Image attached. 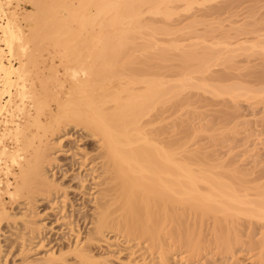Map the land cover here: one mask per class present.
<instances>
[{"label": "bare ground", "instance_id": "1", "mask_svg": "<svg viewBox=\"0 0 264 264\" xmlns=\"http://www.w3.org/2000/svg\"><path fill=\"white\" fill-rule=\"evenodd\" d=\"M10 1L0 0V237L7 224L14 240L4 253L0 239V264H100L94 250L107 234L130 246L132 264H173L176 251L195 264L206 244L221 253L233 251L241 219L264 222V185L253 186L252 197L236 171L208 164L205 153L187 151L184 142L160 139L161 131L148 129L152 121L144 122L184 85L142 79L140 69H131L139 59L135 53L153 44L152 36L150 43H138L140 30L147 25L153 34L159 31L142 17L168 14L171 4L185 0H79L69 7L65 0H35L38 11L26 10L27 27L17 9L9 10ZM46 21L52 24L53 52L65 67L61 72L52 59L53 88L45 83L46 67L39 65L43 72H37L38 60L32 59H38L33 52L43 45ZM157 58H166L165 49ZM182 59L186 69L191 60L198 71L210 66L192 53ZM32 73L43 76L38 79L43 89H36L35 80L30 84ZM141 82L144 88L136 89ZM73 128L93 146L81 145L72 154L65 146L74 139ZM60 156L72 160L59 164ZM72 194L92 196L93 205L77 213ZM41 204L48 208L40 210ZM17 207L19 214H13ZM53 215L55 222L48 221ZM52 230L66 231L68 236L61 235L66 241L54 238ZM255 245L264 264V228L257 242L250 241ZM13 250L19 262L8 258Z\"/></svg>", "mask_w": 264, "mask_h": 264}, {"label": "rangeland", "instance_id": "2", "mask_svg": "<svg viewBox=\"0 0 264 264\" xmlns=\"http://www.w3.org/2000/svg\"><path fill=\"white\" fill-rule=\"evenodd\" d=\"M11 1L9 10L17 9L20 20L23 22L25 20L24 25L27 27L31 23L25 19L26 10L38 11L34 4L35 0ZM78 2L79 0L64 1L68 7ZM59 8L60 15L66 17L67 13L62 5H59ZM169 9L170 13L168 14L144 13L143 23L147 22L151 26H157L159 31L155 30V34H153L152 31L147 30V25H145L147 29L140 30L137 36L138 43H150L152 40L150 37L152 36L153 44L135 53L139 59L136 63H133L131 69L134 68V71L140 69L137 74H140L139 77H142V79L144 77L146 79L148 77H159L160 80H168L173 85L178 83L184 86L180 87L179 93L171 99L157 104V107L150 111V115L145 117L144 122L148 123V119H150V122L152 121V125H147L148 129L150 128L149 130L152 133L161 131L160 134L158 133L160 139L166 142H184L187 151L205 153L208 164H218L231 174L236 171L238 176L245 182L242 184L249 187L245 192H249L252 197H255L253 186L264 185V0H211L194 3H188L185 0L171 4ZM41 13L43 16H48L49 10L42 7ZM48 23V21L45 23L48 25V29L45 27L47 31L41 32V34L44 33V37L41 35L43 45L39 46L40 48L36 46L39 49L33 50V53L37 52L34 57H38V59H32L40 61V64L33 62V64L38 65L37 72L42 73V67H46L44 75L47 74L48 79L44 77L47 81L45 83H51L52 87L55 84L52 79L55 80V78L49 75L54 70L48 69L52 59L59 64V66L56 65L61 72L65 70V67L60 65L62 63H59L61 59L58 54L54 53L55 51L53 52L54 36L50 28L52 24ZM70 26L72 30L76 29L75 24L70 23ZM84 36L81 34V39ZM162 49H165L166 58L161 61L157 57ZM190 53L196 58L208 60L210 65H208V69L202 71L195 69L193 67L196 64L195 60H191V66L186 69L182 57ZM37 54L40 56H37ZM33 64L32 68L36 65ZM37 72L36 74L39 75ZM32 76L31 79L29 78L30 84L32 85L31 80H35L32 82L33 84L35 82L36 89H43L44 87L41 86H44L45 83L42 84V80H38L41 76L38 79L36 75ZM51 80L54 82L53 84ZM49 84L45 86L49 87ZM36 86L34 85L33 89ZM144 86L143 82L134 85L138 90L144 88ZM224 90L232 93L218 92ZM50 99L54 98L51 96ZM51 103L55 108L56 102ZM17 114H20V112H17ZM22 116L20 114L17 119L22 120ZM74 129L76 128L71 129L73 132L70 131V133L77 131ZM79 131L78 134H74L78 136H76L77 139L75 136L73 137V141L76 142L70 141L71 143L68 142L65 146L71 149L72 154L77 152L81 145L83 147L91 144L83 138L84 133H81V136ZM80 137L82 138L79 139ZM90 146H93V144ZM58 158L61 160L59 164L63 162L65 164V162H71L72 160L71 157L67 156ZM57 176L61 179L62 173ZM63 180L67 184L72 183L71 186L75 184L70 181L71 179L70 182L66 178ZM74 195L72 194L74 197L73 202H75L73 208L77 213L81 209L83 213L93 205L92 196L82 199L80 196L75 197ZM6 203L11 208V203L9 201H6ZM39 206L40 210L44 211L48 208L46 204ZM19 211L20 209L17 207L12 212L13 214H19ZM43 218H45V215ZM54 218L53 215V219L48 221L55 222ZM81 221L83 222V220ZM263 225V221L256 219L252 220V223L249 219H241L237 230L238 243L234 245L233 251L221 253L216 250L213 244H206L205 250L195 264L261 263V260L259 261L261 255H258L260 254L259 247L256 245L250 247V241L257 242L261 238ZM82 227L85 228V225H82ZM9 228L10 226L7 224L4 225V231L0 237L4 245V253L9 251V247H11L14 240L12 235H7L12 230ZM84 228H82V232L84 231L83 233L86 235V229L88 228ZM57 231L52 230L53 237L64 238L62 236L64 233L66 234V231ZM82 232L80 235L83 236V240H86ZM107 235L108 238L105 237L104 241L95 242L97 245L95 244L94 254H97V258L102 259L103 262L101 261L100 264H132L131 253L129 255L130 246H126L125 241L121 238H119L121 240L117 239L119 240L117 243L115 242L116 238L113 240L114 237L111 238L110 234ZM64 239L62 240L66 241ZM71 240H73V236ZM48 249L50 248L46 247L44 250L42 248L35 251V253ZM16 254L15 250L11 251L8 256L10 261L17 259L19 262L18 257L15 256ZM181 256H183V251L172 253L170 262L173 264H187V261L182 259ZM262 259L264 258L262 257ZM72 260L73 263L76 262L74 258Z\"/></svg>", "mask_w": 264, "mask_h": 264}]
</instances>
